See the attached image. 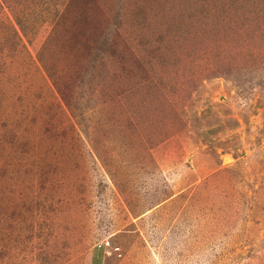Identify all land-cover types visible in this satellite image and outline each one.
I'll return each instance as SVG.
<instances>
[{
  "label": "rangeland",
  "instance_id": "rangeland-1",
  "mask_svg": "<svg viewBox=\"0 0 264 264\" xmlns=\"http://www.w3.org/2000/svg\"><path fill=\"white\" fill-rule=\"evenodd\" d=\"M0 264H264V0H0Z\"/></svg>",
  "mask_w": 264,
  "mask_h": 264
}]
</instances>
